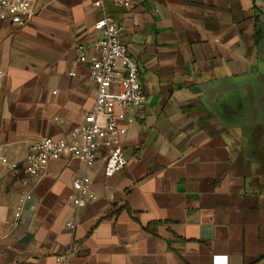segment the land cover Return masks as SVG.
<instances>
[{"label": "crops", "instance_id": "0c3cea01", "mask_svg": "<svg viewBox=\"0 0 264 264\" xmlns=\"http://www.w3.org/2000/svg\"><path fill=\"white\" fill-rule=\"evenodd\" d=\"M95 1L32 0L28 23L0 21V264H264V0ZM104 15L145 96L116 110L133 118L126 166L106 179L104 151L89 168L62 155L24 186L7 165L93 106L78 57ZM83 175L97 199L76 211Z\"/></svg>", "mask_w": 264, "mask_h": 264}, {"label": "built area", "instance_id": "2783aa9c", "mask_svg": "<svg viewBox=\"0 0 264 264\" xmlns=\"http://www.w3.org/2000/svg\"><path fill=\"white\" fill-rule=\"evenodd\" d=\"M105 0H96L94 5L101 7ZM118 7H124L129 0H110ZM32 0H0V21L22 26L32 17ZM97 38L94 43L96 54H80L78 61L87 65L89 77L96 86V94L91 110L64 138L45 137L30 145L24 161L11 163L7 170L18 177L24 186L31 185L43 177L47 164L62 155L82 163L85 168L93 166L104 151L103 176L114 177L126 166L121 139L126 133L120 122L131 123L117 109L137 110L145 101L139 84V71L136 60L128 54L120 42V28L106 15L93 25ZM88 176L73 179L69 201L76 211L94 202L97 196L92 192ZM25 194L19 202L23 203ZM16 213L15 217L18 218ZM80 225L75 217L66 224L73 229ZM70 251L56 259L58 264H67Z\"/></svg>", "mask_w": 264, "mask_h": 264}]
</instances>
